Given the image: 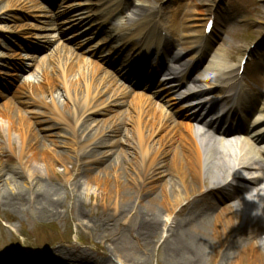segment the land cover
<instances>
[{
    "label": "bare ground",
    "instance_id": "6f19581e",
    "mask_svg": "<svg viewBox=\"0 0 264 264\" xmlns=\"http://www.w3.org/2000/svg\"><path fill=\"white\" fill-rule=\"evenodd\" d=\"M34 2L0 0V21L13 23L18 20L16 12L43 11ZM125 3L128 0L106 1L110 8L101 17L102 26H111L110 33H105V49L114 55L113 60L102 57L100 51L78 54L82 45L73 50L66 44L78 36L67 38L66 43L62 39L55 42L57 34L62 38L66 32L62 25L67 24H58V15L45 23L57 31L54 28L51 34L36 36L39 47L49 55L39 58L34 77L24 79L34 67L26 62L38 63L34 55L40 50L29 47L33 56H20L12 64L13 79L19 85L14 100L0 106V209H36L57 217L70 200L80 206L81 225L101 227L100 244L108 243L104 257L85 250H61L42 256L35 253L23 263L34 259L45 264H148L151 249L163 240L160 250L166 264H264V244L251 232L255 224L264 226V95L246 89L239 73L241 63L236 68L221 58L208 59L213 42L212 34L206 35V24L202 31H194L200 25H186L187 8L193 2L180 3L170 12L169 32L181 33L175 40L151 33L150 26L163 25V20L159 11L142 3L136 12L114 23ZM26 4L31 8L25 10ZM61 8L64 14L75 9ZM85 21L72 28H80ZM17 28L23 30L24 26ZM9 29L0 27V32L12 33ZM39 30L50 31L48 27ZM115 41L125 43L120 49L112 48ZM0 47L7 49L1 41ZM127 51L134 52L140 72L128 61ZM154 54L169 57L171 69L152 62ZM85 55L90 56L89 61ZM5 58L0 53V67ZM114 65L119 67L117 75L131 81L132 88L105 69ZM198 70L200 77L194 80ZM144 71L154 82L162 77L160 92L172 106L183 104L175 116L186 122L172 120L163 106L133 90L148 79L142 76ZM4 89L11 92L7 86ZM182 92L186 93L180 102L176 96ZM130 94L133 99L128 98ZM125 105L128 109L122 111ZM41 106L48 113L34 111ZM116 109H120V119L109 125L104 119L101 127L94 128L97 116ZM192 117L212 118L210 124L225 138L238 134L234 146L222 143V150L233 155L203 149L194 135ZM60 137L66 141L60 142L63 150L57 153L49 144L56 146L53 139ZM5 158L14 160L19 171L5 170ZM57 164L67 172L57 174ZM40 165L57 174L61 184L44 175ZM28 171L32 181L27 180ZM82 180L89 191L95 188L99 192L105 202L102 213L82 209ZM43 183L47 185L41 186ZM234 193L238 195L231 198ZM252 193L262 200L261 208L250 216L245 214L241 221L239 209L247 205Z\"/></svg>",
    "mask_w": 264,
    "mask_h": 264
},
{
    "label": "rangeland",
    "instance_id": "374dc122",
    "mask_svg": "<svg viewBox=\"0 0 264 264\" xmlns=\"http://www.w3.org/2000/svg\"><path fill=\"white\" fill-rule=\"evenodd\" d=\"M52 1V0H50ZM58 6H53V4L46 3L44 0H35L33 4L36 6H41L45 8L44 12H38L31 10V7L25 5V10L28 12H16L18 20L11 22L0 21V27H10V32H0V41L7 49L0 47V53L6 55L2 64L4 67H0V94L4 95V98H0V106L7 103L9 100H14V93L17 92L19 82L15 84L13 63L19 62L20 56H33V54L28 50L29 47L34 48V50H40L35 53L34 57H38V63H29L34 67L31 68L24 79L33 78L34 71L39 64V58L42 56L41 60L48 58V50H43L39 47L38 40L36 36L47 35L52 33L51 31H40L39 28L50 27L53 29L54 26H47L45 23L51 21L50 17L61 15L64 9H60V5L64 0H57ZM120 1V0H117ZM188 7V26H199L195 27L196 30H203L204 25L212 16L215 19V27L213 34L211 35L212 44L210 51H208V59L213 60L214 58H221L227 66L238 67L242 62L244 57H248L247 65L244 71V79L246 83V89L251 93L262 97L264 94V1L263 0H131L130 5L125 9V13L131 15L132 12L136 11L134 8L135 4H145L152 9L160 12V18L163 20V25L156 24L151 25L150 29L152 33L156 35L160 34L163 29L167 28L170 12L178 8L179 4H191ZM103 0H72L67 2L64 6L72 7L74 6V11L69 12V15L64 14L60 19L57 20L58 23H68L70 24L63 27V29H69L73 25L79 23L82 19L91 18V21H86L87 24L83 25L78 31H68L62 39L70 36L78 35L79 39L71 46L72 49H76L77 44H83L82 51L77 53H83L86 51H96L102 50V55L106 58L110 56V53L103 48L106 44L104 35L99 30L101 26V19L96 17L107 10L108 5H103ZM151 9V10H152ZM119 15L117 18H120ZM181 19V17H179ZM53 24V23H51ZM93 24V25H92ZM165 24V25H164ZM17 26H24V29H18ZM52 27V28H51ZM163 27V29L161 28ZM15 28V29H14ZM94 28V29H93ZM93 29V30H92ZM111 26L106 29L109 31ZM86 32H89L86 34ZM109 33V32H108ZM59 35L55 36V41L59 40ZM172 38V37H171ZM120 44V43H119ZM116 44V47L119 45ZM229 44V45H228ZM20 45L22 48L20 49ZM228 45V47H226ZM115 47V45H114ZM35 52V51H34ZM129 54L132 58L134 53ZM87 56L85 60H89ZM135 58L133 57V61ZM132 61V63H133ZM165 62V61H163ZM187 59L185 63H187ZM167 64V62H165ZM105 69L117 77L120 83L129 86V82H125L122 77H118L117 70L118 67L110 68L105 67ZM199 71L193 74L194 79H199ZM10 84V85H9ZM11 84L15 87H11ZM4 86L11 88V93L4 92ZM130 87V86H129ZM149 88L147 91H142V89ZM244 86L242 87V90ZM140 95L151 97L152 101L156 104H161L164 106V112L171 117L172 120L176 121L175 111L181 108L182 105L178 106L176 110L170 108L171 104H168V100L165 99V95L160 93V88L158 84L154 87L148 86L140 87L138 89ZM132 95V96H131ZM134 94H130V99H133ZM127 106L121 108L122 111H126ZM116 109L114 112H109L106 116H97L98 123L94 126L95 129L102 126V120H107V125L113 123L120 119L119 111ZM35 112L48 113L46 107L41 106L40 108H35ZM171 114V115H170ZM139 114H132V116ZM37 118V117H35ZM128 117L124 118V122H128ZM0 122L1 119H0ZM101 122V123H100ZM178 122H185L181 119ZM124 129H127L126 125H123ZM55 145L49 144L50 148L55 152L62 151L61 143L66 140L63 138H54ZM136 142V139H132V144ZM61 144V145H60ZM137 144V143H136ZM217 154V153H216ZM138 159V158H137ZM5 170L14 169V171H19L15 161H7L3 159ZM7 161V162H6ZM71 169V166L67 167ZM39 170L44 173V175L49 176L54 180L55 183L61 184L57 177V174H63L67 172L66 168L62 165L57 164L55 170L57 174L53 172H47L45 166L40 165ZM30 179L31 174L27 173ZM71 179H74L72 177ZM26 181V179H24ZM30 181H32L30 179ZM180 182V179H176ZM190 181V180H189ZM47 183H43L41 186H45ZM181 185V184H180ZM81 199L84 201V206L82 209L85 212L92 210V213H102L103 205L105 202L99 197V192L93 188L90 191L87 189L85 181L82 180L81 183ZM97 191V192H96ZM87 192L91 195L88 196ZM253 194L247 197V205L241 206L239 209L241 221L244 215H252L256 213L257 209H260V203L257 201V197L253 198ZM237 193L230 194V197L234 198ZM252 195V196H251ZM262 201V200H261ZM75 205L74 208H68V206ZM76 202L72 204L70 200H67L64 207L60 209V214L57 217H51L45 215L44 213L36 210L30 209L25 212H20L9 207L0 209V264H45L43 261L36 262L31 259L30 262L23 263L25 257H31L35 253L42 254L52 253L61 250H85L96 254L98 257H104L103 252H105V243L100 244L103 238H100V234L103 231L101 227L86 228L81 225V219L78 217V210L80 206H77ZM86 205V206H85ZM97 215V214H96ZM251 232L256 237V240H260L264 237V226L261 224H255ZM161 240L153 249H151V254L149 256L150 261L148 264H166L163 259L162 251L160 250ZM261 260L264 263V250L261 249ZM117 264V263H116ZM121 264V263H118Z\"/></svg>",
    "mask_w": 264,
    "mask_h": 264
},
{
    "label": "clouds",
    "instance_id": "9594fccd",
    "mask_svg": "<svg viewBox=\"0 0 264 264\" xmlns=\"http://www.w3.org/2000/svg\"><path fill=\"white\" fill-rule=\"evenodd\" d=\"M261 244H264V237H262L259 241Z\"/></svg>",
    "mask_w": 264,
    "mask_h": 264
}]
</instances>
